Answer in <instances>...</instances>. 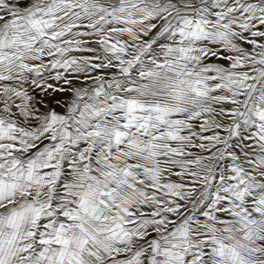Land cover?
I'll list each match as a JSON object with an SVG mask.
<instances>
[{
  "label": "snow or ice",
  "instance_id": "snow-or-ice-1",
  "mask_svg": "<svg viewBox=\"0 0 264 264\" xmlns=\"http://www.w3.org/2000/svg\"><path fill=\"white\" fill-rule=\"evenodd\" d=\"M0 264H264V0H0Z\"/></svg>",
  "mask_w": 264,
  "mask_h": 264
}]
</instances>
